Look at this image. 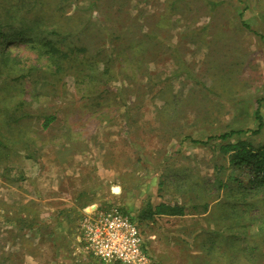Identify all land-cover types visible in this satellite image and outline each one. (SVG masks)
I'll use <instances>...</instances> for the list:
<instances>
[{
  "label": "rangeland",
  "instance_id": "obj_1",
  "mask_svg": "<svg viewBox=\"0 0 264 264\" xmlns=\"http://www.w3.org/2000/svg\"><path fill=\"white\" fill-rule=\"evenodd\" d=\"M0 31V79L26 77L16 98L34 115L11 127L0 115V137L25 141L0 147V190L23 186L19 159L49 169L59 157L72 175L120 186L119 208L157 263L264 264V187L227 163L219 141L191 142L242 129L230 140L264 143V100L251 132L264 96V0H0ZM45 40L73 52L50 55ZM158 202L185 212L142 219Z\"/></svg>",
  "mask_w": 264,
  "mask_h": 264
},
{
  "label": "crops",
  "instance_id": "obj_2",
  "mask_svg": "<svg viewBox=\"0 0 264 264\" xmlns=\"http://www.w3.org/2000/svg\"><path fill=\"white\" fill-rule=\"evenodd\" d=\"M40 159L34 169L19 159L23 186L0 190V264H98L82 248L79 219L106 203L119 207L120 186L111 192L99 173L72 175L59 157L49 169Z\"/></svg>",
  "mask_w": 264,
  "mask_h": 264
},
{
  "label": "trees",
  "instance_id": "obj_3",
  "mask_svg": "<svg viewBox=\"0 0 264 264\" xmlns=\"http://www.w3.org/2000/svg\"><path fill=\"white\" fill-rule=\"evenodd\" d=\"M242 16L243 13L241 11L238 14L240 23L243 26L249 28L248 22L245 21ZM51 32L54 35H58L57 31L55 30ZM0 37L5 39L4 33L2 31H0ZM51 43L53 42L50 40H45L42 44V46L43 45L47 46L46 52H48L50 55L60 54L62 56H65V54H67L68 52H73L74 47H72L68 51H63L62 49L54 46ZM130 47H131L130 51L131 52L134 51L132 53L134 56L135 54L137 55L138 53L143 54V50L140 45L133 44ZM4 58L7 59V55H5ZM50 58L54 60L53 64L55 68H57L58 70L59 57L55 56ZM2 60L3 59H1L0 64L2 63ZM133 61L135 62L136 59L130 58L128 60V63H131ZM137 63L139 64L138 61ZM104 68H105L104 70H101L103 75L110 73L109 66H106ZM22 76L23 75L20 74L18 77H2L0 79V115L5 117L4 125L8 127H11L12 126L11 124L15 125L25 120H31V118L34 116L33 113H30V111L24 110V104H26V102L16 98L20 96L19 92L17 91V90L20 91V88H16L15 85L22 83V81H24L26 77H22ZM105 77L107 76L105 75ZM91 80L92 79L87 80L88 82L87 84L92 87L96 83H94L93 80L92 81ZM87 92H91V91H87ZM263 100H264V96L261 99L256 100L257 104L254 110V117L257 121V125L254 129H251V132L253 134L258 133L262 128V117L258 111V106L260 105V101ZM53 120H54V115L52 114L45 115L43 117L42 127L46 128L48 124H50V122H52ZM245 131L246 130H242V129H233V130L231 129L228 132H223L216 135H209L204 139L192 138L191 142L206 144L209 140L219 141L218 142L219 153H221L226 157L227 163L234 169L246 171L249 176L248 182L250 183L252 188H261L264 187V143L254 145L252 144V142L241 138L230 140L233 133L239 134ZM17 143L23 144L21 148H24L25 141L22 137H18L15 140L14 138L8 139L7 136L1 134L0 147L2 149H5L7 146L9 147V144H17ZM27 156L31 157L30 154H27ZM205 206L206 205L203 204L204 208ZM184 212H185L184 206L179 203L158 202L155 204L148 203L146 207H144V209L141 211L140 216L142 219L152 220L156 215H183Z\"/></svg>",
  "mask_w": 264,
  "mask_h": 264
},
{
  "label": "built area",
  "instance_id": "obj_4",
  "mask_svg": "<svg viewBox=\"0 0 264 264\" xmlns=\"http://www.w3.org/2000/svg\"><path fill=\"white\" fill-rule=\"evenodd\" d=\"M82 248L98 264H159L148 253L137 222L116 205L79 219Z\"/></svg>",
  "mask_w": 264,
  "mask_h": 264
}]
</instances>
